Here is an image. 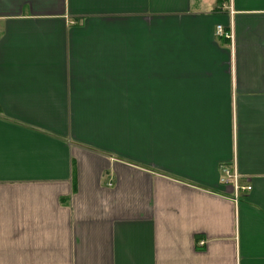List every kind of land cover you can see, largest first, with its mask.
<instances>
[{
    "label": "crops",
    "instance_id": "0c3cea01",
    "mask_svg": "<svg viewBox=\"0 0 264 264\" xmlns=\"http://www.w3.org/2000/svg\"><path fill=\"white\" fill-rule=\"evenodd\" d=\"M0 264H264V0H0Z\"/></svg>",
    "mask_w": 264,
    "mask_h": 264
},
{
    "label": "built area",
    "instance_id": "2783aa9c",
    "mask_svg": "<svg viewBox=\"0 0 264 264\" xmlns=\"http://www.w3.org/2000/svg\"><path fill=\"white\" fill-rule=\"evenodd\" d=\"M217 31H218V33L219 34H223L224 33V30H223V26L222 25H218L217 26ZM227 173V175H229V172H226ZM229 176H231V175H229ZM236 177H237V175L236 174H233V178H235L236 179ZM229 178H228V176L227 177H224V181H227ZM235 188L236 189H239L240 187H239V184L237 183V182H235ZM244 188H247V189H250L251 188V186H247V187H244Z\"/></svg>",
    "mask_w": 264,
    "mask_h": 264
}]
</instances>
